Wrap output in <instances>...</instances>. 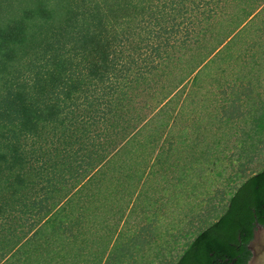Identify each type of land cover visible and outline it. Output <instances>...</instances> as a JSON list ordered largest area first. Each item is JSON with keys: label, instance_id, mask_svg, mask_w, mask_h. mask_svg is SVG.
I'll return each mask as SVG.
<instances>
[{"label": "trees", "instance_id": "obj_1", "mask_svg": "<svg viewBox=\"0 0 264 264\" xmlns=\"http://www.w3.org/2000/svg\"><path fill=\"white\" fill-rule=\"evenodd\" d=\"M260 19L264 0H0V264H153L181 242L174 264H247L264 102L213 104L201 68L241 65ZM163 211L203 230L176 241Z\"/></svg>", "mask_w": 264, "mask_h": 264}, {"label": "rangeland", "instance_id": "obj_2", "mask_svg": "<svg viewBox=\"0 0 264 264\" xmlns=\"http://www.w3.org/2000/svg\"><path fill=\"white\" fill-rule=\"evenodd\" d=\"M257 27L261 28L262 31H259L256 33V35H247V33H249L250 31H248L246 34L244 33V35H241L240 37H237L235 39V44L239 43V45L235 46L233 49V53L234 55L239 54L241 60H240V64L241 65H237V63H235V58L229 59L227 58V56L224 57L223 62L218 63L219 67L217 68L218 65H216L215 62L219 61L220 59H218L217 57V61L214 60V62L210 63L207 66H203L201 68V75L202 76H207L208 73L210 75V72L212 71V74H216L218 73L219 76L222 79V82L220 84L217 83V81H212V83H209V97H210V101L212 100V103L215 102L214 100H216L217 98H219V100H221L222 98H233L232 94H235V92L237 93V90H241L242 92V101L241 104L240 102L238 103L240 106V112H238L239 114H246V112L250 109V107L252 105H258L256 102H254L253 100L257 101H262L264 102V74H261L260 79L255 78V76L251 77V82L249 84V86L246 85V81L244 80V83L242 81V89H239L238 87H236V84L238 83L237 78L241 77L243 75V73L245 71H248L249 68H255V70L257 71L261 66L264 68V19H260L257 23ZM257 37L259 39H257ZM255 42V43H253ZM255 44V45H254ZM263 45V48H262ZM257 54L256 56V61L255 62V66H253V64H249L248 67V63L252 61V56L254 54ZM226 54V51H224V53H221L219 58H222V56H224ZM220 62V61H219ZM264 73V72H263ZM210 81V80H209ZM190 85V84H189ZM188 90H190V88H188ZM225 94H224V93ZM218 93V96H222V97H218L216 94ZM201 92L199 93L200 96ZM251 94L250 97H246V95ZM198 96V95H197ZM196 96V97H197ZM235 96V95H234ZM198 100L200 99V97L197 98ZM251 100L253 102H247L246 100ZM261 102V103H262ZM214 104V103H213ZM264 157L263 152L261 151L260 153L256 154V159L255 162L257 161H261ZM164 199H166L164 197ZM163 199V202H165L166 200ZM202 215L203 214H207L208 209L205 208V205H203L202 207ZM205 208V209H204ZM167 212V211H166ZM163 213L165 214V211H163ZM168 213V212H167ZM166 216H168L167 214H165V216H163L164 218L162 219V225H161V229L163 228H168V231L170 232V237H174L176 238V241L179 240L182 235H185V240H187V237H189L190 235H192L193 233L195 235H197L198 233H200L202 229H198V230H194V228H196L197 226L195 225L197 222H199V220L193 221V220H183L184 221V226L183 224L180 223V221L177 223V221L175 223H173L171 221L170 218H165ZM185 222H186V226H185ZM195 222V223H194ZM169 224V226H168ZM172 225V228H171ZM211 225V224H210ZM160 229V230H161ZM165 229V230H166ZM190 229L194 232H189ZM161 233V232H158ZM176 235V237H175ZM179 235V237H178ZM190 240V238H188V241ZM178 242L176 243H171L169 245H177ZM180 243V242H179ZM179 247H181L180 249L177 250L176 253H174V255L169 256L168 258H166L165 256L163 257V259L159 260L160 258H158L157 260H153L154 263L153 264H166L167 262H172L173 264L177 261V259L181 256V254L183 253V250L187 247V243H182L181 242V246L179 245ZM170 252L173 249L169 248ZM169 249L165 250V252H167ZM155 249L152 248V253L153 255H155ZM154 259V258H153ZM83 261V260H82ZM98 261V262H97ZM107 260H103L102 263H100V260H87L86 264H106ZM151 260H147V262H150ZM73 262H76L74 260L70 261V264H73ZM86 262V261H85ZM130 260H110L107 264H125V263H129ZM76 264H84L83 262H79ZM135 264V263H134ZM146 264V262H145Z\"/></svg>", "mask_w": 264, "mask_h": 264}, {"label": "water", "instance_id": "obj_3", "mask_svg": "<svg viewBox=\"0 0 264 264\" xmlns=\"http://www.w3.org/2000/svg\"><path fill=\"white\" fill-rule=\"evenodd\" d=\"M252 257L247 264H264V227L257 224L252 240L248 245Z\"/></svg>", "mask_w": 264, "mask_h": 264}]
</instances>
